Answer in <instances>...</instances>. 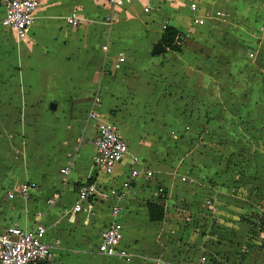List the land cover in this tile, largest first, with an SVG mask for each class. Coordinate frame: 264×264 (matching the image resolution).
Masks as SVG:
<instances>
[{"label": "crops", "instance_id": "obj_1", "mask_svg": "<svg viewBox=\"0 0 264 264\" xmlns=\"http://www.w3.org/2000/svg\"><path fill=\"white\" fill-rule=\"evenodd\" d=\"M191 2H197L199 9L192 11ZM217 11L226 14L225 21L215 16ZM73 12L81 19L78 26L67 22ZM2 17L0 7V20ZM195 18H204L205 23H196ZM167 26L179 30L180 50L164 44ZM211 35L215 43L210 41ZM158 42L166 47L165 53H153ZM221 46L228 52L220 51ZM252 51L254 57H250ZM188 64L195 74L190 76L194 107L205 112L225 106L241 108L246 117L258 114L264 125V0H134L120 5L107 0H43L26 38L1 28L0 77H13L14 81L0 83V233L13 225L29 229L44 223L57 257L53 264H91L95 258L97 262L104 257L97 250L100 232L114 220L112 207L117 200L97 197L83 212L74 213L78 188L94 179L120 187L136 156L141 171L152 170L155 176H140L120 201L117 220L123 226V244L136 254L130 262L142 264L143 259H151L164 264H198L204 252L230 261L244 253L246 247L238 248L241 252L237 253V242L232 241L249 233L243 218L247 215L167 212L169 165L160 163L163 144L157 143L154 134L163 129V140L169 138L171 130L166 127L172 122L158 121L151 109L170 106L175 96L169 87L173 75L178 72L179 82H184ZM96 97L101 99L100 106L94 105ZM186 97L179 96L184 107H188ZM225 97L230 98L227 105L222 102ZM92 108L117 124L129 143V154L113 175L93 169L97 120L89 116ZM231 113L228 118L237 120V111ZM260 134L264 153L263 129ZM66 167L69 172L62 173ZM31 181L38 188L24 198L19 187ZM249 183L245 180L243 187L248 188ZM260 184V180L253 181L255 187ZM159 186L167 192L163 201ZM9 192L15 197L10 198ZM250 194L243 206L254 200L255 195ZM232 196L228 193L227 199ZM148 202L165 207L163 221L149 219ZM88 205L92 207L88 209ZM227 208L241 214L233 206ZM232 228L238 232L235 236ZM173 239L180 251L175 258L172 245L167 244ZM92 248L95 253L90 255ZM160 251L163 256L155 255Z\"/></svg>", "mask_w": 264, "mask_h": 264}, {"label": "rangeland", "instance_id": "obj_2", "mask_svg": "<svg viewBox=\"0 0 264 264\" xmlns=\"http://www.w3.org/2000/svg\"><path fill=\"white\" fill-rule=\"evenodd\" d=\"M210 41L216 42L213 35H211ZM219 50L224 53L228 52L222 46ZM185 68H187L185 81L179 82L181 76L176 72L173 75V82L169 85L170 90L175 92V96L171 97L170 106L151 109L158 121L170 119L172 122L165 123L166 126L169 125L166 128L170 127L171 130L169 138L163 140V134H160L163 129H158L154 134L157 143L163 144V156H161L163 160H160V163L167 161L169 165L166 171L170 177L165 182L168 194H170V202L168 201L169 205L167 206L168 215H247L243 218L249 224V233L242 239L236 238V241H232L233 243L237 242L235 248L237 253L241 252L238 248L242 246L246 247L245 252L240 253L235 260H229L228 264H264V236L262 235L263 231L257 226L264 211V153L259 146V142L262 141L259 137L260 130H264V125L257 119L258 114L255 113V118H252L251 114L246 117L241 108L234 109L225 106L213 112H205V109L196 108V105L194 107L193 102L196 99L193 90L194 84H192L190 76L195 74L191 64ZM198 77L199 75H196V78ZM236 80L234 79L235 83ZM11 81H14L13 77L11 79L0 77L1 84H13ZM225 86L227 88L230 84L227 83ZM185 94H187L188 107L182 106L183 103L179 98L181 96L183 99ZM229 99L225 97L222 102L227 105ZM234 111H237L234 115L238 116V119L231 121L232 118H228V115ZM201 118L202 122H199ZM206 119L207 122H205ZM159 126L162 128L161 122ZM184 129V135L176 136ZM183 176L188 177L191 181L183 183L185 182L182 180ZM247 177L248 179H246ZM245 180L250 181L248 188L243 187ZM254 180H260L261 186H253ZM231 182H233V186H231ZM251 192L252 195H255L254 200H249L247 202L249 205L243 206L244 200L246 202V199H249ZM228 193L233 194L230 199L234 204L227 199ZM210 204L213 206H209ZM230 206L241 211V214H233L227 208ZM255 224L257 225L255 226ZM255 228L258 229L257 232H254ZM235 231L236 229L232 228L234 236L238 233ZM223 238H227V235H224ZM167 244L173 247H171L172 257H177L175 253L180 252L179 245L175 243L174 239ZM94 253L93 248L88 252L90 255ZM162 254L163 252L160 251L155 255L161 257ZM95 259L91 264H117L105 257H100L97 262ZM247 260L248 262H246ZM141 263L164 264L151 259H143ZM129 264H134V262Z\"/></svg>", "mask_w": 264, "mask_h": 264}, {"label": "built area", "instance_id": "obj_3", "mask_svg": "<svg viewBox=\"0 0 264 264\" xmlns=\"http://www.w3.org/2000/svg\"><path fill=\"white\" fill-rule=\"evenodd\" d=\"M43 0H0V7L3 10V17L0 20L1 28L12 29L18 38L27 37L36 19V11ZM112 5H120L125 2L134 0H107ZM174 1V0H172ZM192 11L199 9L197 2H191ZM146 11L150 9L145 7ZM216 17L226 20V14L222 11L215 13ZM69 24L78 26L81 22L76 12L67 17ZM195 22L204 24V18H195ZM255 53L250 52V57H254ZM96 106L101 105V99L96 97ZM89 116L97 120V136L95 138V154L93 156L94 172L113 175L116 167L122 163L129 154V143L121 135L117 124L104 119L101 114L92 108ZM139 158L134 156L132 164L134 165L130 171L128 178L118 188L108 187L101 181L94 179L81 184L77 191V199L73 207L74 213L83 212L86 204L97 197H112L117 203L112 207V216L114 220L104 227L100 232V240L97 244V250L100 255L111 259H120L131 261L135 258L133 251L123 244L124 231L122 224L117 220L121 213V199L127 195L140 176L153 178L155 173L152 170H144L138 167ZM69 168L62 169V173H68ZM95 178V176H94ZM182 180L190 182L191 179L183 176ZM36 182H26L19 187V194L28 198L32 190L37 189ZM159 198L165 199L167 192L163 186L158 189ZM9 197H15V193L9 192ZM163 201V200H162ZM52 203V200H49ZM88 205L87 208H91ZM256 232L258 229H255ZM264 236V232L262 233ZM56 254L53 244L48 240V228L44 223H37L32 228H23L18 225L7 227L0 233V264H37L39 261H56ZM198 264H228V259L221 260L216 255L204 252L199 255Z\"/></svg>", "mask_w": 264, "mask_h": 264}, {"label": "trees", "instance_id": "obj_4", "mask_svg": "<svg viewBox=\"0 0 264 264\" xmlns=\"http://www.w3.org/2000/svg\"><path fill=\"white\" fill-rule=\"evenodd\" d=\"M180 32L174 26H167L164 35L163 42L164 44L172 50H180V44L177 42V38ZM148 214L149 219L153 222L163 221L166 215L165 207L157 202H148ZM257 224H255L256 226ZM259 229L264 232V211L259 218ZM256 229V228H255ZM256 232V230H254ZM37 264H53L49 261H39Z\"/></svg>", "mask_w": 264, "mask_h": 264}, {"label": "water", "instance_id": "obj_5", "mask_svg": "<svg viewBox=\"0 0 264 264\" xmlns=\"http://www.w3.org/2000/svg\"><path fill=\"white\" fill-rule=\"evenodd\" d=\"M181 37H178V40H180ZM166 52V47L162 42H158L154 45L153 53L155 54H161Z\"/></svg>", "mask_w": 264, "mask_h": 264}]
</instances>
